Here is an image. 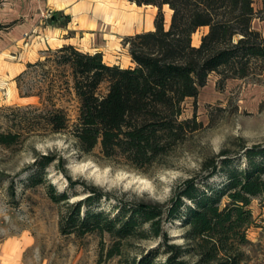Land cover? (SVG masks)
<instances>
[{"label": "rangeland", "instance_id": "rangeland-1", "mask_svg": "<svg viewBox=\"0 0 264 264\" xmlns=\"http://www.w3.org/2000/svg\"><path fill=\"white\" fill-rule=\"evenodd\" d=\"M32 1L0 0V11L6 12L8 23L15 9L24 14ZM253 5V27L264 36V0H254ZM164 11L168 27L172 9L164 5ZM208 29L200 27L193 40H201ZM50 53L45 49L43 64L29 67L19 77L21 71L9 72L10 64L0 63V132L19 133L12 144H0V264H139L145 256L147 264H165L174 253L170 245L189 246V226L182 217L164 215L160 235L143 224L136 234L122 236L99 224L76 231L67 220L70 205L102 191L106 194L93 209L104 210L110 218L125 204L169 207L192 177L223 185V168L204 179L212 169L205 166L207 160L220 162L226 151L232 166L242 169L248 165L246 147H264V65L258 63L245 77L223 78L212 72L198 96L183 102L181 118L195 116L196 128L159 162L136 167L122 156L107 157L100 143L90 152L79 147L71 131L79 102L70 71L57 66L55 56L48 58ZM8 60L18 58L12 55ZM53 102L67 110L68 129L52 132L38 117ZM46 156L52 159L40 171L42 181L33 182L30 176ZM60 193L69 198L55 200ZM249 207L252 221L238 264H264V197H253ZM185 257L190 263L198 259L192 253Z\"/></svg>", "mask_w": 264, "mask_h": 264}, {"label": "trees", "instance_id": "trees-1", "mask_svg": "<svg viewBox=\"0 0 264 264\" xmlns=\"http://www.w3.org/2000/svg\"><path fill=\"white\" fill-rule=\"evenodd\" d=\"M131 1L158 8L154 29L124 38L134 66L108 64L102 52H86L73 44L48 49V58L55 56L57 66L70 71L71 88L79 102L71 131L79 147L90 152L100 143L107 157L122 156L133 166L143 167L159 162L196 128L195 116L181 118L183 102L198 96L212 72L221 73L223 78L245 77L255 72L258 63L264 65V36L252 24L254 0ZM164 5L172 9L168 27ZM203 26L209 29L195 45L193 34ZM40 64L41 59L29 62L17 77ZM38 117L52 132L71 126L67 110L54 102ZM17 135L0 132V144H12ZM244 153L248 165L242 169L232 166L226 151L221 153L225 157L220 162L207 160L205 166L212 169L204 179L223 168V185L211 186L192 177L169 207L125 204L107 218L104 210L93 209L106 193L95 191L70 205L67 220L76 231L99 224L127 236L136 234L143 224L160 235L164 215L182 217L189 226V246L170 245L174 253L165 264H238L240 247L248 241L246 230L252 221L250 202L253 197H264V147H246ZM44 158L30 176L33 182L42 181L40 171L52 159ZM68 198L66 193L54 195L57 201ZM187 200L192 203L187 204ZM187 253L198 259L190 263ZM147 259L143 257L139 264H147Z\"/></svg>", "mask_w": 264, "mask_h": 264}, {"label": "crops", "instance_id": "crops-1", "mask_svg": "<svg viewBox=\"0 0 264 264\" xmlns=\"http://www.w3.org/2000/svg\"><path fill=\"white\" fill-rule=\"evenodd\" d=\"M30 4L24 14L15 9L8 23L6 12L0 11V63L10 64L9 72H22L45 49L66 44L102 52L108 64L132 67L135 62L124 38L154 29L158 11L157 6L131 0H33ZM194 40L195 45L200 43ZM12 55L18 60H8Z\"/></svg>", "mask_w": 264, "mask_h": 264}]
</instances>
